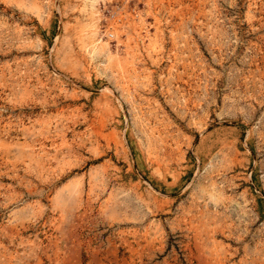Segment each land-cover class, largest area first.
Wrapping results in <instances>:
<instances>
[{"label": "rangeland", "instance_id": "rangeland-1", "mask_svg": "<svg viewBox=\"0 0 264 264\" xmlns=\"http://www.w3.org/2000/svg\"><path fill=\"white\" fill-rule=\"evenodd\" d=\"M0 264H264V0H0Z\"/></svg>", "mask_w": 264, "mask_h": 264}]
</instances>
